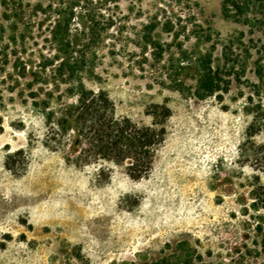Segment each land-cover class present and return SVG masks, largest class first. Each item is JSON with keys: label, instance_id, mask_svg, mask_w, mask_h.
Masks as SVG:
<instances>
[{"label": "rangeland", "instance_id": "1", "mask_svg": "<svg viewBox=\"0 0 264 264\" xmlns=\"http://www.w3.org/2000/svg\"><path fill=\"white\" fill-rule=\"evenodd\" d=\"M82 87L171 108L147 176L48 142ZM259 185L264 0H0V264H264Z\"/></svg>", "mask_w": 264, "mask_h": 264}, {"label": "trees", "instance_id": "2", "mask_svg": "<svg viewBox=\"0 0 264 264\" xmlns=\"http://www.w3.org/2000/svg\"><path fill=\"white\" fill-rule=\"evenodd\" d=\"M198 80L202 90L212 94L221 82L219 70L210 67ZM150 114V124L130 116H118L108 93L82 87L76 102L59 112L48 111L44 116L48 142L54 148H70L71 154L82 163L101 159L123 163L131 178L141 179L149 174L157 150L166 138V122L172 110L166 103H157ZM254 194V206L264 209V185H259ZM152 264L192 263L186 259L162 257Z\"/></svg>", "mask_w": 264, "mask_h": 264}]
</instances>
